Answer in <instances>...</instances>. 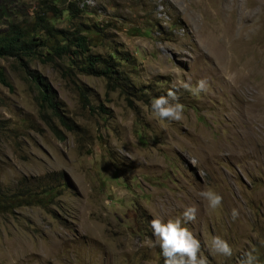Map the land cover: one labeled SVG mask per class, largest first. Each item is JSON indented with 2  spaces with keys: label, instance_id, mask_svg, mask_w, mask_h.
<instances>
[{
  "label": "rangeland",
  "instance_id": "1",
  "mask_svg": "<svg viewBox=\"0 0 264 264\" xmlns=\"http://www.w3.org/2000/svg\"><path fill=\"white\" fill-rule=\"evenodd\" d=\"M37 16L65 35L90 30L89 52L0 58V189L56 195L46 208L0 214V264H164L150 222L189 206L198 215L185 226L209 264H239L251 249L264 264V0H0V33L36 30ZM124 53L120 88L83 71L87 54ZM30 73L70 129L42 106ZM202 78L206 95L179 87ZM174 81L184 119L152 118V99ZM205 188L222 208L205 206ZM217 235L232 257L209 251Z\"/></svg>",
  "mask_w": 264,
  "mask_h": 264
},
{
  "label": "trees",
  "instance_id": "2",
  "mask_svg": "<svg viewBox=\"0 0 264 264\" xmlns=\"http://www.w3.org/2000/svg\"><path fill=\"white\" fill-rule=\"evenodd\" d=\"M45 14L55 12V7L49 5L46 7ZM68 11H76L73 4L69 5ZM44 14V15H45ZM36 30H28L27 27L10 24L9 30L0 33V58L12 57L21 61L23 58L36 55L38 48L50 49L56 54H66L69 52V47L74 46L76 51L73 54L88 53L87 45L90 41V30L77 31V35H65L62 30L55 29L53 25L44 16H37L35 21ZM35 31H43L46 38L43 40L36 37ZM84 32V35H80ZM59 42H64V45L59 46ZM86 65L83 71L92 76L103 77L107 80V87L115 90L122 85V73L118 71L119 62H129V57L126 53L122 55H101L87 54L84 58ZM31 80L40 90V101L43 107H46L65 127L70 129L68 120L61 114L60 104L55 100L54 92L44 84V79L30 73ZM0 83L8 86L3 73L0 71ZM101 110H103L100 107ZM104 111V110H103ZM54 188L51 186L43 187L38 190L32 186H21L16 192L11 194L4 193L0 189V214L12 213L13 210L27 206H41L46 208L53 202L55 198Z\"/></svg>",
  "mask_w": 264,
  "mask_h": 264
},
{
  "label": "clouds",
  "instance_id": "3",
  "mask_svg": "<svg viewBox=\"0 0 264 264\" xmlns=\"http://www.w3.org/2000/svg\"><path fill=\"white\" fill-rule=\"evenodd\" d=\"M92 4L93 0H87ZM94 6V5H93ZM179 87L190 92L193 96L210 92V84L206 78L198 80L195 84L191 79L179 81ZM177 83L174 81L166 95L155 97L151 101V117L162 121H182L184 119V105L179 102L177 95ZM195 163V161H193ZM198 196L205 202V206L211 211L222 208L223 196L211 188H205L198 193ZM198 209L186 207L182 218L162 219L155 217L151 220V229L155 237V244L158 245L164 264H209L206 256L202 254L201 241L196 238L193 232L186 227L187 223H194L197 220ZM240 216V209L234 207L231 210L233 221ZM209 251L214 255L232 257L233 247L221 236H213L208 245ZM239 264H260L255 249L244 253Z\"/></svg>",
  "mask_w": 264,
  "mask_h": 264
}]
</instances>
